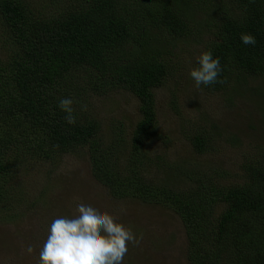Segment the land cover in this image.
<instances>
[{
	"label": "trees",
	"instance_id": "16d2710c",
	"mask_svg": "<svg viewBox=\"0 0 264 264\" xmlns=\"http://www.w3.org/2000/svg\"><path fill=\"white\" fill-rule=\"evenodd\" d=\"M50 2L52 10L43 12L23 0H0L10 39L0 56V203L19 201L11 193L13 181L30 161L53 162L84 148L92 177L112 197L166 206L179 216L190 263L264 264L262 145L243 157L240 181L229 184H223L221 169L178 170L159 181L143 173L153 163L145 142L162 137L152 89L168 74L172 45L199 24L212 27L202 51L220 59L221 72L203 87L220 91L246 76L264 79V0ZM242 32L254 35L256 44H243ZM116 89L139 100L129 142L125 130L104 140L97 119L82 108L89 92ZM62 97L74 101L75 124H67L57 106ZM187 137L203 154L220 133L213 124ZM232 140L226 142L234 145Z\"/></svg>",
	"mask_w": 264,
	"mask_h": 264
},
{
	"label": "rangeland",
	"instance_id": "374dc122",
	"mask_svg": "<svg viewBox=\"0 0 264 264\" xmlns=\"http://www.w3.org/2000/svg\"><path fill=\"white\" fill-rule=\"evenodd\" d=\"M23 1L34 11L48 12L53 7L51 0ZM198 27L172 45V54L167 55L168 74L152 89L162 137L145 142L153 163L143 173L159 181L178 170L189 174L205 168L221 169L223 184H229L240 181L238 165L243 157L261 145L264 149V79L246 76L242 83L233 82L220 91H208L203 85L197 88L189 70L196 66L205 40L213 35L212 27ZM9 42L0 20V56L9 49ZM82 106L99 122L104 140H109L113 131L125 130L129 142L132 127L140 118L138 98L124 89L107 95L89 92ZM213 124L218 126L220 137L210 152H196L187 136ZM229 136L234 145L226 142ZM30 162L24 172L18 170L13 181L15 191L11 193L19 201L8 198L0 203V264H39L48 226L58 216L71 215L75 197L142 233L138 243L128 244L123 264H192L186 256L185 229L179 216L166 206L112 197L92 177L84 148L59 155L53 162ZM180 184L177 180L176 187ZM29 244L31 254L25 251Z\"/></svg>",
	"mask_w": 264,
	"mask_h": 264
},
{
	"label": "clouds",
	"instance_id": "9594fccd",
	"mask_svg": "<svg viewBox=\"0 0 264 264\" xmlns=\"http://www.w3.org/2000/svg\"><path fill=\"white\" fill-rule=\"evenodd\" d=\"M240 40L245 45L256 44L251 33L242 32ZM220 72V59L209 49L196 58V66L189 70V76L199 88L217 82ZM73 103L72 98L62 97L57 105L69 125L76 122ZM139 239L142 233L134 232L111 214L75 197L71 215L58 216L48 226L39 251V264H123L128 244H136ZM25 251L31 254L32 245H27Z\"/></svg>",
	"mask_w": 264,
	"mask_h": 264
}]
</instances>
